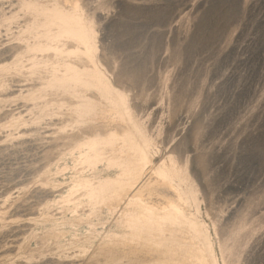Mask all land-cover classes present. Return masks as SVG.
I'll use <instances>...</instances> for the list:
<instances>
[{
    "label": "rangeland",
    "instance_id": "obj_1",
    "mask_svg": "<svg viewBox=\"0 0 264 264\" xmlns=\"http://www.w3.org/2000/svg\"><path fill=\"white\" fill-rule=\"evenodd\" d=\"M79 1L0 0V264H264V0Z\"/></svg>",
    "mask_w": 264,
    "mask_h": 264
},
{
    "label": "bare ground",
    "instance_id": "obj_2",
    "mask_svg": "<svg viewBox=\"0 0 264 264\" xmlns=\"http://www.w3.org/2000/svg\"><path fill=\"white\" fill-rule=\"evenodd\" d=\"M66 4H73L74 5V9L81 11V6H80V1L79 0H66ZM169 184L166 182H162L159 180L154 181L152 178H150L142 187L141 189L138 190L137 194L141 197L144 198L147 195L149 196V198L151 199L153 196L154 191H152L153 189H155L157 186L158 187H166ZM170 187V186H169Z\"/></svg>",
    "mask_w": 264,
    "mask_h": 264
}]
</instances>
